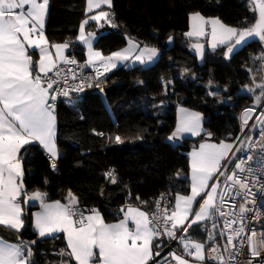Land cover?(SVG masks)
I'll use <instances>...</instances> for the list:
<instances>
[{
	"label": "trees",
	"instance_id": "16d2710c",
	"mask_svg": "<svg viewBox=\"0 0 264 264\" xmlns=\"http://www.w3.org/2000/svg\"><path fill=\"white\" fill-rule=\"evenodd\" d=\"M85 4L86 0H49L44 28L49 43L68 42V53L73 51L82 59L84 47L76 37L86 17ZM111 12L115 27L86 25L87 32L98 35L95 48L108 55L131 39L158 49L159 57L150 65L119 66L108 72L103 92L89 89L81 98L58 102L55 169L37 143L20 154L26 194L39 191L47 194V201L68 202L71 192L80 209L96 208L106 222L120 219V209L129 203L151 213L161 193L169 195L171 204L177 193H188L189 151L209 133L216 142H237L240 114L260 91L251 96L243 89L262 82L257 42L229 61L223 56L226 45L215 50L207 45L202 65L188 50L193 42L186 35L190 14L199 12L243 29L255 19L246 0H112ZM171 36L174 42L168 47ZM29 53L35 63L37 53ZM179 106L200 112L204 130L173 143L168 137L174 132ZM117 136L122 143L116 142ZM109 172L116 183H111ZM24 198L20 197L24 229L18 234L0 226V236L15 242L36 241L31 264H76L68 255L63 234L40 237L33 229V212L40 205H27ZM191 228L197 229L196 225Z\"/></svg>",
	"mask_w": 264,
	"mask_h": 264
},
{
	"label": "snow or ice",
	"instance_id": "6c2138e0",
	"mask_svg": "<svg viewBox=\"0 0 264 264\" xmlns=\"http://www.w3.org/2000/svg\"><path fill=\"white\" fill-rule=\"evenodd\" d=\"M48 4L49 0H0V226H6L18 234L24 229V209L20 203V197L24 195L25 203L39 201L41 210L34 213V228L38 235L46 237L64 233L67 247L70 249L68 255L76 264H160L157 258L161 257L164 244L161 237H166L169 241L178 240L183 247V254L171 251L162 257L165 264H172V261H175V264H204L205 244L192 241L186 238L185 234L193 225L206 220H211L212 228L216 229V217L219 216L224 218L223 229L219 235L227 238L224 247L227 259L216 244L209 249L208 260L215 261V264H236V257L242 254L245 240L240 241L239 247L234 242L245 236L246 231H250V235L246 236V243L251 257L261 256V250H264V232H261L258 238L255 230H249L246 215L253 212L252 219H259L264 212L246 206L248 197H255L257 193L250 188L248 177L242 178L238 173L254 176L256 172H260L264 175V133L259 141L261 166L258 169L246 167V163L253 159L252 155H248L235 164L231 174L227 172V164L222 162L229 160V153L232 152L234 144L223 141L219 145L201 144L199 150L190 154L191 193H177L171 208L162 205L161 197L155 202V211L151 214L127 205L126 210L120 209L123 212L122 219L116 223H106L98 209H80L78 198L71 192L66 198L67 203H61L59 200L47 202V194L39 191L27 196L23 187L21 150L37 143L52 158L51 166L55 169L58 153L54 112L58 96L67 97L71 92L83 91L85 86L92 87L93 80L96 81L95 86L99 87L100 78L115 69L118 64L129 61L144 64L152 61L158 54L156 48L147 45L141 48L131 39L128 40L127 47L108 56L94 50L93 43L97 36L93 32L86 33L89 21H95L98 27L103 26L101 21L115 27L112 14L99 11L79 26L77 40L87 46L86 63L80 64L74 57L65 55V50L70 47L68 42L51 45V48L55 49L53 55L44 31ZM250 4L253 13L258 15L254 23L247 28L229 27L218 18L206 19L196 12L191 14V31L186 35H210V46L213 50L228 45L226 56L233 53L237 46L246 43L248 38L257 37L259 41L264 42V0H250ZM102 5L111 8L112 0H87V11L91 13ZM206 25L211 26L210 33L206 32ZM193 47L203 56L202 44L197 43ZM29 49L38 53L37 62H33ZM259 59L264 60V55ZM62 66L76 67L65 69ZM87 67L93 68L94 76H84L83 70ZM50 73L52 75H49ZM70 80L76 83L70 84ZM256 89L260 91L255 96V102L260 105L261 101H264V82L247 88V91L254 93ZM180 111L183 113L186 110L182 108ZM255 111V108H248L243 112L242 131ZM256 119L264 123V111ZM201 130L200 114L191 112L181 118L168 139H177L185 132L199 135ZM115 140L117 143L123 142L119 136L115 137ZM222 167L224 170H221ZM106 175L110 177L111 183L117 182L113 172ZM214 177L216 180L210 185L209 181ZM219 177H224L222 188ZM252 183L257 184L259 180H253ZM257 191L264 200V184H261ZM238 196H242L245 203L239 206L237 215L231 209L226 210L225 205L226 202L234 205ZM197 197H202V203L197 201ZM137 199L139 200V197ZM250 202L253 205L257 203L255 198ZM194 203L199 204L195 212ZM261 208H264V205H261ZM17 238L19 239V236ZM208 239L215 241L216 233L209 231ZM35 243L34 240L7 243L0 239V264H31L32 245ZM186 256L193 257L194 261H189ZM247 264H253L252 260L249 259ZM261 264H264V261H261Z\"/></svg>",
	"mask_w": 264,
	"mask_h": 264
},
{
	"label": "built area",
	"instance_id": "2783aa9c",
	"mask_svg": "<svg viewBox=\"0 0 264 264\" xmlns=\"http://www.w3.org/2000/svg\"><path fill=\"white\" fill-rule=\"evenodd\" d=\"M262 55H264V47L261 48L257 54V61H258L257 71L259 72V74L261 76L262 82H264V60L259 59V57H261ZM68 56L74 57L80 64L86 63L85 59L79 58L75 54V52H73V51L71 53H69ZM62 67H64L66 69L67 67L75 68L76 66H62ZM83 74H84V76H94L93 68L92 67L85 68L83 70ZM49 75H52V74L50 73ZM69 83L70 84L76 83V81L70 80ZM91 83L93 84V86L92 87L85 86L83 91L71 92L70 95L67 97H65L63 95H59L56 102H55V110H56V105L58 104V102L60 100H68L69 98H81L84 94L87 93V91L89 89H94V90H98L99 92H103L104 91L103 90L104 85H106V83H107V73H105V75L100 78V81H99L100 86L99 87L95 86L96 81L93 80V81H91ZM262 111H264V101H262L261 105L258 108H256V111L252 115V119L249 120L247 127H245V131L243 133H241L239 136L238 140H240L241 138H243V139L245 138L246 139L245 141H247V142H246V145L244 146V148L242 150H240L238 153L234 154V157L231 161L232 164H230V174L235 169V164L241 158H246L248 155H252L253 159H252V161H248L246 163V167L258 169L261 166L259 163V161L262 159L261 153L259 151V149H260L259 141L261 140V134L264 133V123L257 120L256 117L259 116V114ZM250 126H251V129H250ZM249 130H250L249 134L247 135V137H245L246 133ZM250 142H251V144H250ZM253 145H254V147H253ZM50 159L52 161V158H50ZM229 160H231V158ZM229 160H227V162H229ZM57 161H58V159H55V164H57ZM224 164H226V162ZM238 174H240L242 178L247 176L249 179L250 188H252L253 192L257 193L255 197H252L251 195L248 197L249 202L247 203L246 206L248 208L259 209L262 212H264V208H261V205H264V200H262L260 198V193L257 191L258 188L260 187V185L264 184V175H262L260 172H256L254 176L250 175L248 173H238ZM253 180H259V183L253 184L252 183ZM222 187H223V185L221 186V188ZM161 197H163L162 205H167L169 208H171L172 204L169 200V195L167 193H161L159 195L158 200H160ZM253 198H255L257 201L256 205H253L250 202ZM217 202H219V201L217 200ZM244 203H245V199L242 196H238L235 198L234 205L226 202L225 209L226 210L231 209V211H233L234 213H236L238 215L239 206L241 204H244ZM129 204H132V203H129ZM151 213H149V214H151ZM253 215H254L253 212H249L246 215L247 228L249 230H255L258 233V238H259V234L261 232H264V215H262L259 219H252ZM216 218L219 219L220 229H223L224 218L219 217V216H217ZM235 226L236 225H234V227ZM178 235H179V233H178ZM247 235H250V231H246L245 236H241L240 238H238L234 242L236 244V246L239 247L240 241L245 240V246L241 249L242 254H238L236 257V264H247V261L249 259L252 260L253 264H261V261H264V250H261V256L251 257L250 250H249L247 243H246V236ZM223 238H224L223 244L219 245V246H220L221 254L225 255V258L227 259V253L224 252V247L226 245L227 238H226V236H224ZM161 239L164 240V244L162 245L161 257L157 258L158 260H160V264H165L162 257L166 256L171 251H176L179 254H183V247L178 240L169 241L166 237H161ZM208 254H209V250L207 251L204 264H215V261H210L207 259ZM185 258L190 259L191 257L186 256ZM169 259H170V257H169ZM172 264H175V261H172Z\"/></svg>",
	"mask_w": 264,
	"mask_h": 264
},
{
	"label": "crops",
	"instance_id": "0c3cea01",
	"mask_svg": "<svg viewBox=\"0 0 264 264\" xmlns=\"http://www.w3.org/2000/svg\"><path fill=\"white\" fill-rule=\"evenodd\" d=\"M107 7V6H106ZM112 7V6H111ZM86 8H87V0H86V4H85V10H86ZM94 11H96V10H94ZM93 11V12H94ZM109 11H110V13L112 14V12H111V8L109 9ZM93 12H91V13H89L87 10H86V17H85V19H87L89 16H90V14H92ZM193 14V13H192ZM203 16V15H202ZM190 17H191V14L189 15V26H188V31L187 32H189V31H191V26H192V21H191V19H190ZM206 19H211V18H215V17H206V16H204ZM84 19V20H85ZM83 20V21H84ZM82 21V22H83ZM81 22V23H82ZM93 21H89V23H92ZM88 23V24H89ZM225 25V24H224ZM227 26V25H226ZM205 30H206V32H208V33H210V31H211V26L210 25H206L205 26ZM86 33H87V31H86ZM78 35H79V32H78V34H77V37H78ZM96 36L98 37V35L96 34ZM77 37H76V40H77ZM189 38H191V39H194V40H201V39H206V42H207V45L209 46V47H211L210 46V43H211V38H210V35H206V36H202V37H189ZM78 41V40H77ZM97 41V39L96 40H94V43H93V45L95 44V42ZM79 42V41H78ZM135 42V41H134ZM65 43V42H64ZM55 44H62V43H49V47H50V50L53 52V55L55 54V49L54 48H51V45H55ZM128 46V43L123 47V48H125V47H127ZM145 45H140V47L141 48H143ZM148 46V45H147ZM148 47H152V46H148ZM123 48H121V49H119V50H122ZM30 50L31 49H29V52H30ZM158 50V49H157ZM68 51H69V48L67 49V50H65V55L66 56H68ZM117 51V50H116ZM84 52H85V60L87 61V48H84ZM30 54V53H29ZM111 54V53H110ZM110 54H108V55H110ZM31 55V54H30ZM108 55H104V56H108ZM158 55H159V51H158V54H157V56L156 57H154L153 58V60L152 61H154L157 57H158ZM38 59H39V56H38V53H37V60H36V62L38 61ZM137 64H141V63H139V62H136V63H133L132 61H129V62H127V63H124V64H118V66L117 67H119V66H126V67H129V66H133V65H137ZM116 67V68H117ZM115 68V69H116ZM114 69H112L111 71H113ZM111 71H109V72H111ZM185 109L186 111L185 112H181L180 110L181 109ZM191 112H196V113H199L200 114V116H201V132L200 133H202V131L204 130V127H203V116H202V114L200 113V112H197V111H195V110H191V109H188V108H185V107H182V106H179L178 108H177V118H176V124H175V128H174V131H175V129H176V127H177V125H178V123L180 122V120H181V118L182 117H186L187 116V114L188 113H191ZM54 114H55V117H56V135H57V116H56V113L54 112ZM183 135H187V136H195V135H192L191 133H189V132H185V133H182ZM56 135H55V143H56ZM179 140V138H177V139H175V141L177 142ZM222 142V141H221ZM221 142H216V141H214V140H210V139H205V140H203L196 148H193V149H191L190 151H189V192L188 193H186V194H184V195H189L190 193H191V188H190V184H191V152L192 151H194V150H199V148H200V145L201 144H216V145H219ZM223 142H225V143H230V142H227V141H223ZM246 142L247 141H245L241 146H240V150H242L243 148H244V146L246 145ZM232 144H234L235 145V143H232ZM239 144V143H238ZM240 144H241V142H240ZM42 147V146H41ZM56 147H57V143H56ZM44 150V149H43ZM233 151V150H232ZM236 152H239V151H236ZM44 153L47 155V156H49V154L46 152V150H44ZM57 153H58V155H57V158L56 159H58V157H59V152H58V147H57ZM231 153V152H230ZM230 153H229V159L231 158V160H230V162H227V160H225V161H223L222 162V164H224L225 162H226V164H227V172H228V174H229V170H230V164H232V159H233V157H234V155H230ZM50 157V156H49ZM51 158V157H50ZM221 170H224L223 169V167H222V169ZM217 176H219V174H217ZM219 179H220V181H221V186L223 185V180H224V177H219ZM215 180H216V177H214L213 178V180H211V181H209V184L211 185L212 183H214L215 182ZM35 192H37V191H35ZM35 192H31V193H29V194H27V196H31L33 193H35ZM181 194V193H180ZM25 199H26V197L24 198V201H25ZM218 200V199H217ZM53 201H56V200H52V201H47V202H53ZM59 201H61V200H59ZM197 201L199 202V203H202V197H197ZM38 203H39V201H37ZM20 203H21V205H22V202H21V200H20ZM25 203V202H24ZM61 203H67V202H64V201H61ZM174 203H175V199H174V201H173V203H172V206H174ZM25 204H27V203H25ZM129 205H131V206H133V207H138V206H134V205H132V204H129ZM127 206V205H126ZM126 206H125V210H126ZM198 206H199V204L198 203H194V205H193V212H195V211H197L198 210ZM138 208H140L142 211H145V212H147L144 208H141V207H138ZM41 209H40V206H39V208L38 209H36L34 212H33V229L36 231V229L34 228V213H36V212H38V211H40ZM87 214V213H86ZM103 216V215H102ZM123 218V216L120 218V219H122ZM120 219H118V220H115V221H110V222H106V223H116V222H118ZM192 219V217L190 216L189 217V220H191ZM216 224H217V228L216 229H213L212 228V221L211 220H206V221H204V222H201L200 224H197L196 225V227H197V229H193V228H190L189 229V231H188V233H186L185 234V236H186V238H189V239H191L192 241H195V242H200V243H204L205 244V256H206V254H207V251L212 247V246H214V245H216V244H222V237L219 235V232H220V230H219V227H218V221H217V219H216ZM130 227H132V225L130 224L129 225ZM194 226V225H193ZM192 226V227H193ZM207 229V230H206ZM209 231H214L215 233H216V240L215 241H212V240H209L208 239V232ZM37 232V231H36ZM58 234H63L64 235V238H65V241H66V244H67V240H66V236H65V234L64 233H55V234H53V235H51V236H55V235H58ZM0 239H3L5 242H7V243H19L20 241H17V242H15V241H8V240H5L3 237H1L0 236ZM69 252H70V249H69ZM186 259H188V258H186ZM189 261H194V258L193 257H191L190 259H188ZM195 264H198V262H195Z\"/></svg>",
	"mask_w": 264,
	"mask_h": 264
},
{
	"label": "water",
	"instance_id": "95a60500",
	"mask_svg": "<svg viewBox=\"0 0 264 264\" xmlns=\"http://www.w3.org/2000/svg\"><path fill=\"white\" fill-rule=\"evenodd\" d=\"M248 1L250 2V0H248ZM257 15H258V14H255V18H256ZM253 23H254V22H253ZM169 38H171V40H170ZM169 38L167 39V44H168V47H171V46L173 45L174 37L171 36V37H169ZM252 42H257V43L260 45L261 48L264 47V42L259 41V39H258L257 37L248 38V40H247L246 43H244V44H242V45H240V46H237V47L234 49L233 53H231L229 56H226V55H225V53H226V51H227V47H228V45H226V47H225V49H224V52H223L224 59H225L226 61H229V60L231 59V57H232L235 53H237V52L240 51L243 47H245L246 45H248V44H250V43H252ZM197 43L202 44V45L204 46L203 56H201L200 53H198L197 50L193 47V45H194V44H197ZM206 49H207V43L204 42V41H201V40H195V41H193V42L189 45V47H188L189 52H191V53L196 57V59H197V61H198V63H199L200 65H202L203 62H204V58H205V54H206ZM211 136H212V134H211V135L206 134V137H211Z\"/></svg>",
	"mask_w": 264,
	"mask_h": 264
},
{
	"label": "rangeland",
	"instance_id": "374dc122",
	"mask_svg": "<svg viewBox=\"0 0 264 264\" xmlns=\"http://www.w3.org/2000/svg\"><path fill=\"white\" fill-rule=\"evenodd\" d=\"M247 2H249L248 0H246ZM250 3V2H249ZM107 5H102L101 6V8H99V9H94V10H96V11H94L92 14H90V16L91 15H95L96 13H98L99 11H108V12H110L109 11V7L107 6ZM86 10H87V8H86ZM89 16V17H90ZM94 23H96L95 21H93ZM101 23L103 24L104 22L103 21H101ZM97 24V23H96ZM193 41H195L194 39H193ZM173 42H174V40H173ZM207 43V42H206ZM82 44V43H81ZM83 45V47L84 48H87V46L86 45H84V44H82ZM93 47H94V50H96V51H100L99 49H97V48H95V46L93 45ZM101 52V51H100ZM102 53V52H101ZM103 54V53H102ZM103 55H105V54H103ZM158 57H159V55H158ZM157 60V58L154 60V61H150V62H146V63H144V65H150V64H152L153 62H155ZM255 86V85H254ZM252 87V86H251ZM248 88H250V87H248ZM244 90V92H246L248 95H253V93H250V92H248L247 91V88H244L243 89ZM262 102V101H261ZM261 105V104H260ZM260 105H257L256 104V102H255V98H254V100H253V102L248 106V107H246L242 112H241V114H240V118L242 117V114H243V112L246 110V109H248V108H258ZM253 115V114H252ZM240 124H241V129H242V119H241V122H240ZM245 131V128L243 129V131L241 130V133H243ZM203 132V131H202ZM201 134V133H200ZM185 136H187V135H183V134H181L180 135V137H179V139H181V138H183V137H185ZM206 136V135H205ZM211 137H206V139H210ZM245 138L241 141V144H240V146L245 142ZM171 142H173V143H176V141H175V139L174 140H170ZM240 141V140H239ZM239 141H237V142H235V145H234V148H233V151L230 153V155L233 153V152H235L236 150H237V148L239 147L238 146V143H239ZM50 158V157H49ZM30 203H38L37 201H28V203H27V205L28 204H30ZM217 219V221H218V227H219V230H221L220 229V226H219V219L218 218H216ZM222 239L224 240V238L222 237ZM223 240H222V244H223ZM222 244H219V245H222Z\"/></svg>",
	"mask_w": 264,
	"mask_h": 264
},
{
	"label": "clouds",
	"instance_id": "9594fccd",
	"mask_svg": "<svg viewBox=\"0 0 264 264\" xmlns=\"http://www.w3.org/2000/svg\"><path fill=\"white\" fill-rule=\"evenodd\" d=\"M239 139V138H238ZM237 141H239V140H237ZM234 154H236V151L235 152H233ZM233 153H232V155H233Z\"/></svg>",
	"mask_w": 264,
	"mask_h": 264
},
{
	"label": "bare ground",
	"instance_id": "6f19581e",
	"mask_svg": "<svg viewBox=\"0 0 264 264\" xmlns=\"http://www.w3.org/2000/svg\"><path fill=\"white\" fill-rule=\"evenodd\" d=\"M49 157V156H48ZM229 174H230V170H229Z\"/></svg>",
	"mask_w": 264,
	"mask_h": 264
}]
</instances>
